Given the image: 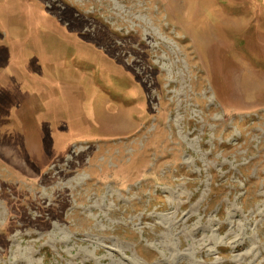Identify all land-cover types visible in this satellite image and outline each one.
<instances>
[{"label": "rangeland", "instance_id": "1", "mask_svg": "<svg viewBox=\"0 0 264 264\" xmlns=\"http://www.w3.org/2000/svg\"><path fill=\"white\" fill-rule=\"evenodd\" d=\"M0 264H264V0H0Z\"/></svg>", "mask_w": 264, "mask_h": 264}]
</instances>
